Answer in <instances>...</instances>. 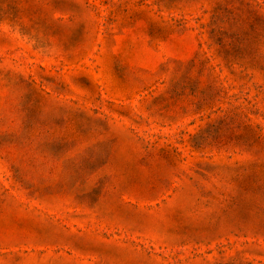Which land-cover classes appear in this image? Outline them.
<instances>
[{
	"label": "rangeland",
	"instance_id": "obj_1",
	"mask_svg": "<svg viewBox=\"0 0 264 264\" xmlns=\"http://www.w3.org/2000/svg\"><path fill=\"white\" fill-rule=\"evenodd\" d=\"M0 264H264V0H0Z\"/></svg>",
	"mask_w": 264,
	"mask_h": 264
}]
</instances>
